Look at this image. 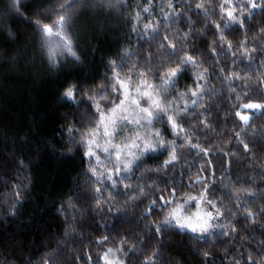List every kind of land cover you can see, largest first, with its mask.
<instances>
[{
    "label": "trees",
    "instance_id": "obj_1",
    "mask_svg": "<svg viewBox=\"0 0 264 264\" xmlns=\"http://www.w3.org/2000/svg\"><path fill=\"white\" fill-rule=\"evenodd\" d=\"M8 3L0 0V264H45L49 260L51 264H86L88 255L91 264H104L102 259L109 248L123 264H145L146 260L153 264L154 253H158L154 264H245L248 255L257 264H264V115H255L246 133L241 131L242 123L229 114L233 108L229 81L220 78V69L229 79L235 71L243 77L235 82V91H241L239 85H247L249 98L264 102V55L260 54L264 52V11L257 10L243 30L233 28L225 33V43L231 42L237 49L233 56L231 52L220 53L219 36L213 26V21L222 23L220 17L209 12L205 18L203 10L196 9V4L203 3L218 12L222 0H111L112 7L107 3L101 6L100 0H83L72 26L80 36L81 62L68 59L57 71L41 56L34 29L9 13ZM169 4L174 7L169 8ZM144 8L149 11L144 12ZM136 13L140 14V24L133 31ZM145 23L158 27L160 34L153 38L146 33ZM163 25H168L167 31ZM9 30L18 38L10 36ZM170 34L179 36L172 39ZM164 35H169V42L175 43L178 51H187L203 61L197 70L211 71L207 87L213 90L185 122L189 134L195 137L193 143L207 148L210 155L197 154L187 145L179 148L181 159L166 178L169 186L175 180L181 195H195L201 185L189 190L188 184L207 176L214 184L211 195L228 210L223 220L229 225L225 229L231 233L228 236L217 230L207 241H197L175 230L150 233L148 225L160 217L155 213L143 221L141 217L155 195L143 199L137 194L136 199H130L121 189L111 204L101 200L97 205V184L89 171L90 161L84 156L87 149L80 145L79 135L69 139L70 127L89 126L94 120L87 100L79 107L61 101L66 82L85 84L94 80L86 85V91H94L104 83L108 62H119L126 52L132 55L122 73L134 64L144 65L149 56L159 63L160 53L168 51L159 47ZM184 36L186 47L180 38ZM244 41L249 49H260L251 62L248 56L239 54ZM214 43L219 63L211 54ZM185 83L191 85L192 81L182 79L179 90H184ZM202 112L206 115L201 116ZM201 120L209 126L206 128ZM237 132L248 144L247 151L237 141ZM165 138L174 139L168 133ZM165 158L147 159L135 178L125 182L133 188L151 184L165 189L163 170L159 174L147 171ZM101 160L105 158L101 156ZM91 165H97L94 158ZM104 166L110 167L106 161ZM157 175L161 179L157 180ZM14 206H18L15 216L11 215ZM248 211L256 214L254 219L245 218ZM105 236L108 240L98 243Z\"/></svg>",
    "mask_w": 264,
    "mask_h": 264
},
{
    "label": "snow or ice",
    "instance_id": "obj_2",
    "mask_svg": "<svg viewBox=\"0 0 264 264\" xmlns=\"http://www.w3.org/2000/svg\"><path fill=\"white\" fill-rule=\"evenodd\" d=\"M100 3L101 6L104 3H107L108 7L113 6L111 0H100ZM82 6L83 0H55V3H50L49 0L27 3L26 0H9L7 9L9 13L21 17L34 29V35L39 38L41 56L49 67L60 71L61 67L66 66L68 59L75 63L81 62V56L78 53L80 36L72 31V26ZM168 7L174 6L169 4ZM196 9L203 10L205 18L208 17L209 12L220 17L222 23L213 21L219 36L220 53L226 55L231 52L233 56H236L237 49L232 43H225V33L233 28L238 31L243 30L245 23L256 14L257 10L264 11V0H259V3L257 0H222L218 12L215 7L209 8L203 3L196 4ZM143 11L148 12L149 9L144 8ZM53 15L55 20H52ZM135 16L136 24L133 31H136L140 24V14L136 13ZM165 19L172 18L165 17ZM46 20L51 22H45ZM143 27L144 31L150 33L153 38L160 34L156 26L150 27L148 23H145ZM163 27L167 31L168 25ZM9 35L18 38L10 30ZM170 35L172 39L179 36V34ZM180 38L185 40L186 47L187 36ZM159 47L168 50L166 54L160 53L159 63L149 56L145 59L144 65L134 64L127 72L122 73V70L131 59V52L120 56L119 62L115 59L110 60L104 73V83L94 91H86V85L94 83V80L86 81L85 84L66 82L60 96L61 101L67 105L79 107L84 100H87L89 112L94 120V123L89 126L70 127L69 139L74 140L79 135L80 145L87 149L84 156L90 161L89 171L97 184L94 189L97 205L101 200L111 204L113 197L121 194V189L130 199H136L137 194L143 199H147L149 195H155L156 198L150 201L147 211L141 217L142 221L154 213L160 217L158 221L148 225L150 233L159 235L162 232L175 230L179 234H190L191 238L197 241H207L217 230L220 235L228 236L231 233L225 229L229 225L223 222L228 210L223 208L222 201L211 195L214 184L209 182L207 176L188 184L189 190L196 184L201 185V189L195 195H181L177 191L175 180L169 186L166 178L175 167V163L181 159L178 155L179 148L187 145L189 149L196 150L197 154L210 155L207 148L201 147L199 143H193L195 137L189 134L185 122L189 113L200 106L204 96L212 93L213 90L207 87L211 71L208 68L198 71L203 61L198 60L192 53L178 51L176 44L169 42V35L162 37ZM239 47L241 49L239 54L248 56L249 62L254 54L260 52L258 48L249 49L247 41L242 42ZM211 54L218 61L219 54L215 43L211 48ZM260 54L264 55V52ZM153 64L156 66L152 67ZM220 72V78L229 81V100L233 104L229 114L238 118L242 123L241 131L246 133V130L251 127L253 117L257 114L264 115V102H253L248 96L247 85L241 84L239 85L241 91L238 93L235 91L237 87L235 82L243 80V77L237 75L235 71L231 73L232 79H229L223 69H220ZM185 78L190 79L192 84L185 83L184 90L181 91L179 90L180 81ZM78 79V77H69V80L78 81ZM150 79L159 82H150ZM245 100L247 102L237 103ZM200 115L204 116L206 112ZM200 122L206 128L209 126L204 120ZM165 133L170 134L174 139H166ZM236 139L247 151L249 146L240 140L239 132L236 133ZM165 155L166 158L155 169L147 170L158 174L163 170L165 189L154 188L151 184H138L133 188L131 183L125 182L135 178V172L146 163L147 159ZM101 156L110 167H101L105 162L101 160ZM93 158L97 162L96 167L91 165ZM211 175H215L214 170ZM156 179L159 180L161 177L157 175ZM181 187H183L182 184ZM105 192L107 196L104 195ZM157 192H159L158 195ZM248 195L253 194L248 193ZM237 199L241 198L237 197ZM236 207L240 210L242 206L238 204ZM17 211L18 206H14L11 215L15 216ZM255 215L248 211L245 218L254 219ZM232 231H235L234 226ZM107 240L108 237L105 236L98 243ZM261 248H264V244H261ZM121 250L117 249V252ZM114 255L113 250L109 248L103 257L104 264H120L118 257L110 258ZM156 255L158 253L153 254V264ZM204 255L207 258L208 253ZM91 259V255H88L86 264H91ZM45 264H51V261H46ZM145 264H149V261L146 260ZM245 264H257V262L248 255Z\"/></svg>",
    "mask_w": 264,
    "mask_h": 264
},
{
    "label": "rangeland",
    "instance_id": "obj_3",
    "mask_svg": "<svg viewBox=\"0 0 264 264\" xmlns=\"http://www.w3.org/2000/svg\"><path fill=\"white\" fill-rule=\"evenodd\" d=\"M124 135H127V133H124ZM117 142H119V141H117ZM115 255L114 256H111L110 258L111 259H116L117 257H118V255H117V253H115V252H113ZM119 258V257H118ZM119 260H120V258H119ZM102 262H104V260L102 259ZM120 264H123V261H121L120 260Z\"/></svg>",
    "mask_w": 264,
    "mask_h": 264
}]
</instances>
